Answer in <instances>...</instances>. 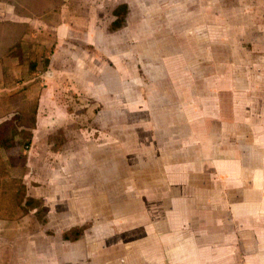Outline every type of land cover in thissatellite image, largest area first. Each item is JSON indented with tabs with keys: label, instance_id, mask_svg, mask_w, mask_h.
I'll return each mask as SVG.
<instances>
[{
	"label": "crops",
	"instance_id": "obj_1",
	"mask_svg": "<svg viewBox=\"0 0 264 264\" xmlns=\"http://www.w3.org/2000/svg\"><path fill=\"white\" fill-rule=\"evenodd\" d=\"M152 3L64 0L27 17L0 1V20L29 24L0 59V124L16 142L0 145V264H60L48 224L61 236L87 225L78 240L91 262L77 264H264V56L214 54L230 40L214 36L212 2ZM121 4L125 24L112 30ZM36 47L47 57L29 58ZM69 90L97 111L75 153ZM59 129L70 141L54 150ZM56 156L68 174L57 182ZM21 184L44 200L46 225L36 210L20 217Z\"/></svg>",
	"mask_w": 264,
	"mask_h": 264
},
{
	"label": "rangeland",
	"instance_id": "obj_2",
	"mask_svg": "<svg viewBox=\"0 0 264 264\" xmlns=\"http://www.w3.org/2000/svg\"><path fill=\"white\" fill-rule=\"evenodd\" d=\"M89 1H93V0H89ZM151 1H153L152 3L153 5H156L157 0H151ZM182 1L183 3H185L188 0H182ZM199 1L200 0H198V2ZM207 1L208 3L212 2L214 5V15H213L214 36L215 37L224 36L226 43H227V39L230 40L229 52L226 51L227 49L226 46H225L226 48L225 50L221 46H215L213 52L216 56L225 57L229 53H234V55L237 54L242 56L246 54V55H250L251 57L252 55H256V54L264 56V0H207ZM111 3H113V1L108 2L107 5L110 6ZM154 14L155 13L151 14L152 21L153 22L161 21V18L158 15L156 14L154 15ZM37 49H40V51H37ZM31 50L29 51L28 54L29 58L32 59L35 58L41 61L40 53L42 54V56L44 55V57H47V54L45 53V50L43 48L36 47V50L34 52ZM42 68L43 67L41 64L40 69ZM216 68L218 70H221L222 65L219 63V65ZM40 79H41L40 82H42V78ZM40 90H41V84L38 83V87L35 88L36 91V93L34 94L35 97L38 96ZM62 100L66 103L67 109L69 110L71 116H73L75 120L72 123V127L74 125L75 127L73 128L70 134L71 145L68 146V149H70L72 153L76 151L78 147L77 146L78 135L76 134L78 133V130H81L83 128L87 133H91V134L94 133V124H95L94 117L97 111L95 110L96 111L95 112L94 109L92 108L94 103L93 98L81 97L76 92H73V90H69L68 93L65 92V94H63L62 96ZM119 117L122 118V115H120ZM78 119H80V121ZM69 138L67 137L68 140L65 144L69 143L70 141ZM91 138H93V136H91ZM66 159H64V161H66ZM61 162H62V157L56 156L53 158L54 166L56 167L58 172H61L55 174V179H54L55 182L61 181L63 178L64 180H66L65 178L68 176V174H62ZM69 162H70L69 168L72 170L76 169L78 164V158L70 157ZM77 178H78L77 173L75 174L70 173L68 177L69 181L75 180V183L77 182L76 181ZM32 185L33 187L42 188V184L39 183L35 184V182H33ZM57 192L60 193L61 191L57 190L54 193ZM57 202L58 200L54 198L53 206H52L53 211H56V207H59L58 205L56 206ZM58 223H60V219L58 215H55L54 224L57 225ZM87 224L93 225L92 222ZM46 226L47 227H43V229L46 230V232L51 233L50 235H52L51 244L55 250V255H54L55 260L58 259L60 264H77L78 262L83 263L85 261L91 262L90 254H87V257L85 258L83 252L84 251L83 242L79 240L70 242L69 244L70 256H66L63 258L62 251H65L66 244H64L62 236L55 231L58 228L51 227L49 224ZM87 240L92 241L93 240L92 236H89Z\"/></svg>",
	"mask_w": 264,
	"mask_h": 264
},
{
	"label": "trees",
	"instance_id": "obj_3",
	"mask_svg": "<svg viewBox=\"0 0 264 264\" xmlns=\"http://www.w3.org/2000/svg\"><path fill=\"white\" fill-rule=\"evenodd\" d=\"M14 6L15 12L21 16L39 17L63 5L64 0H0ZM128 7L121 4L116 7L114 14L116 19L111 25L112 30H119L125 24V16ZM29 31V24L26 22H17L12 20H0V59L7 53L18 47L26 33ZM12 124L11 121H5L0 124V145L5 148H13L16 142L8 139L6 136L7 128ZM66 136L63 129H59L49 136L54 150L61 148L66 142ZM24 145L26 148L30 145L27 140ZM18 203L21 205L22 213L20 217L36 210V217L40 224L48 223V208L42 198H36L27 195L25 184H21L18 190ZM25 201V202H24ZM87 225L73 227L62 234L63 240L77 241L83 234ZM51 234V233H50Z\"/></svg>",
	"mask_w": 264,
	"mask_h": 264
}]
</instances>
